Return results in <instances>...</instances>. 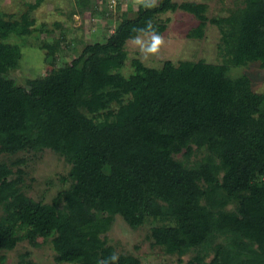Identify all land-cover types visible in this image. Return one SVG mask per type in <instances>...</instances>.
Masks as SVG:
<instances>
[{
    "label": "trees",
    "instance_id": "trees-1",
    "mask_svg": "<svg viewBox=\"0 0 264 264\" xmlns=\"http://www.w3.org/2000/svg\"><path fill=\"white\" fill-rule=\"evenodd\" d=\"M42 2L20 19L0 12V252L51 242L54 264H97L119 253L107 238L119 215L133 229L149 224L153 245L180 262L190 253L185 264H264V93L249 75L230 74L264 69V0L210 19L221 34L220 63L155 68L133 58L124 73L133 28L151 20L162 35L168 21L160 15L182 9L200 20L188 36L202 38L208 21L206 3H139L129 17L126 0L114 31L70 63L57 65L58 48L72 44L65 31L43 41L51 70L20 84L11 76L23 56L15 39L51 32L32 15ZM122 2L108 10L107 0H76L72 13L102 18ZM45 150L70 165L61 177L68 186L49 202L27 194L24 167L27 154ZM30 255L19 264H36ZM118 264L143 263L119 253Z\"/></svg>",
    "mask_w": 264,
    "mask_h": 264
},
{
    "label": "rangeland",
    "instance_id": "rangeland-1",
    "mask_svg": "<svg viewBox=\"0 0 264 264\" xmlns=\"http://www.w3.org/2000/svg\"><path fill=\"white\" fill-rule=\"evenodd\" d=\"M36 0H0V12L5 13L7 18L12 20L20 19L22 13L28 10L29 5ZM128 1V0H127ZM132 1V9L129 17H134L139 5V0ZM178 3L194 1L207 4L206 15L208 21L204 27L205 33L202 38L189 37L192 31L200 22L193 13L177 9L175 12H167L160 15L161 20L168 21L167 29L162 36L165 38L164 46L158 56L148 61L142 60L139 51L130 44L126 45L128 52L127 66L124 73H129L132 68L130 62L133 58H139L147 66L160 68L165 60H171L175 64L180 61H198L205 59L208 62L220 63L222 58L218 52L220 42V31L210 20L215 17H225L229 11L237 5H242V0H174ZM76 0H43L41 5L32 15L37 19V26L41 23L47 24L51 32H35L27 39L16 38L22 49V59L17 70L11 76L18 83L24 84L25 79L45 75L51 67L45 62V51L40 48L43 41L52 43L59 38L63 31L66 33V42L72 43L71 48L64 45L57 50V65L70 63L71 60L81 52L86 43L105 41V34L113 32L121 19V13L127 10L126 0L122 2L121 10L111 12L102 18L88 16L86 14L72 13L76 8ZM100 0H93V5ZM54 22H59L60 26ZM14 41V39H11ZM231 76L239 77L249 75L253 81L254 89L264 93V69L255 65L234 67ZM115 106V105H114ZM22 155V154H20ZM27 163L24 166L28 172L26 192L36 200L49 202L60 191L68 186L63 183L61 177L70 170L67 164L58 154L51 150H45L38 154H27ZM1 214V210H0ZM150 225L139 229H133L125 220L117 215L111 229L107 233L108 242L116 247L119 253H130L140 257L143 264H185L191 257L187 254L179 261L177 255L166 254L159 246H154L152 239L148 237ZM42 242L43 240L40 239ZM30 252V258L36 264H54L55 252L51 242L43 243L39 247H33L28 241L18 243L15 249L1 251L0 255L5 257L0 264H19L20 255Z\"/></svg>",
    "mask_w": 264,
    "mask_h": 264
},
{
    "label": "clouds",
    "instance_id": "clouds-1",
    "mask_svg": "<svg viewBox=\"0 0 264 264\" xmlns=\"http://www.w3.org/2000/svg\"><path fill=\"white\" fill-rule=\"evenodd\" d=\"M145 8L156 6L157 0H139ZM136 35L129 38L126 44H130L139 51L140 57L144 61L158 56L165 43V38L156 30L151 20H146L143 27L133 28ZM119 253L113 252L108 257L101 259L97 264H118Z\"/></svg>",
    "mask_w": 264,
    "mask_h": 264
},
{
    "label": "built area",
    "instance_id": "built-area-1",
    "mask_svg": "<svg viewBox=\"0 0 264 264\" xmlns=\"http://www.w3.org/2000/svg\"><path fill=\"white\" fill-rule=\"evenodd\" d=\"M100 1H102V0H100ZM117 4H118V0H107V3L105 6L108 8V10H110V9L114 10L116 8Z\"/></svg>",
    "mask_w": 264,
    "mask_h": 264
}]
</instances>
